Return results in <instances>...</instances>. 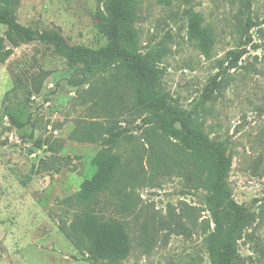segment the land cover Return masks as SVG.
<instances>
[{
    "label": "rangeland",
    "instance_id": "rangeland-1",
    "mask_svg": "<svg viewBox=\"0 0 264 264\" xmlns=\"http://www.w3.org/2000/svg\"><path fill=\"white\" fill-rule=\"evenodd\" d=\"M241 7V0H135L134 28L139 51L158 69L157 92L232 157L227 183L237 208L219 220L222 234L240 220L236 264H264V0H252L253 27L243 26ZM194 15L213 35L208 55L190 35ZM17 19L59 29L70 44H107L96 0H19ZM6 29L0 24V36ZM12 48L0 62V264H93L61 230L82 207L61 200L97 171L100 142L69 137L92 121L125 131L115 151L131 164L130 182L118 180L122 193L108 203L103 196L92 203L126 224L132 248L118 264H213L221 234L203 173L174 138L151 133L154 118L135 107L123 78L114 70L83 78L41 41ZM234 48L244 54L230 68Z\"/></svg>",
    "mask_w": 264,
    "mask_h": 264
},
{
    "label": "trees",
    "instance_id": "trees-1",
    "mask_svg": "<svg viewBox=\"0 0 264 264\" xmlns=\"http://www.w3.org/2000/svg\"><path fill=\"white\" fill-rule=\"evenodd\" d=\"M241 1L243 26L253 27L255 23L251 15L252 0ZM96 2L100 18L99 30L107 39V44L99 48L70 44L56 28L39 30L26 26L17 19L19 0H0V24L7 27L6 37L0 36V62L13 53L12 47H6V39L15 47L26 42L41 41L53 46L67 60L68 65L80 67L83 78L114 70L113 74L118 79L122 77L124 84L131 90L135 107L144 114L150 113L154 118L151 133L158 132L164 137L174 138L190 152L194 167L202 171V179L211 194L209 210L219 226L216 234H221L220 243L214 245L212 252L213 264H236L238 253L235 246L239 238L237 230L240 220H232L223 234L219 220L222 213L228 214L237 208L227 183L232 157L227 153L226 145L214 144L206 134L190 127L182 111L169 104L157 92L158 69L139 51L136 41L135 0ZM200 21L199 15L193 16L190 35L197 39L198 46L208 55L213 48L214 39L212 33L199 24ZM243 54V49L229 50L228 66L236 67ZM215 82L219 84V81ZM41 85V81L35 80L36 92L40 91ZM124 135L125 131L115 121L108 125L92 121L69 135L71 139L99 141L101 144V149L94 157L96 173L76 193L61 200L62 203L75 202L82 205L70 224H63L61 230L93 264H104L106 261L118 264L129 256L132 248L125 222L118 218L101 216L92 207L97 197L103 196V201L108 203L111 196H120L123 186L130 182L131 164H123L121 155L115 151ZM118 180L123 182V186L117 184ZM108 194L109 197L106 198Z\"/></svg>",
    "mask_w": 264,
    "mask_h": 264
},
{
    "label": "water",
    "instance_id": "water-1",
    "mask_svg": "<svg viewBox=\"0 0 264 264\" xmlns=\"http://www.w3.org/2000/svg\"><path fill=\"white\" fill-rule=\"evenodd\" d=\"M5 45L8 47L9 45H11L12 47H15L10 41L9 39H6L5 41Z\"/></svg>",
    "mask_w": 264,
    "mask_h": 264
}]
</instances>
